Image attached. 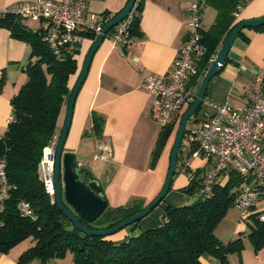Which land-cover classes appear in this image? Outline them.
I'll return each mask as SVG.
<instances>
[{
  "label": "crops",
  "instance_id": "1",
  "mask_svg": "<svg viewBox=\"0 0 264 264\" xmlns=\"http://www.w3.org/2000/svg\"><path fill=\"white\" fill-rule=\"evenodd\" d=\"M23 1L0 0V12L9 5ZM127 2L87 0L84 25L79 31H89L88 28L102 19L103 14L120 12ZM188 2L144 0L139 9V36L133 37L122 53L105 37L93 53L87 74L76 94L64 149L81 158L77 162L100 182L107 204L111 207L136 202L143 208L163 186L174 136L173 133L169 136L155 166L151 168V152L161 126L154 118V99L145 91L143 80L147 75L161 78L169 75L185 36ZM262 14L264 0H249L240 10L237 21L257 18ZM215 15L212 7H203L201 31H206L213 24ZM24 24L32 30L40 28L38 21H26ZM242 33L243 36L234 38L224 65L207 85L206 97L216 103L234 106L247 104L252 78L237 67L242 63L260 67L264 62V33L253 28H244ZM94 38L82 36L76 47L74 58L77 69L68 78L69 90L78 78ZM29 54L30 48L25 42L12 38L7 29L0 28V134L6 129L7 118L11 115L10 98L26 81L23 67L28 62ZM66 100L61 111L60 126ZM93 114L101 116L103 120L100 137L91 132ZM195 118H190L186 124L188 134L199 126ZM185 142L188 144L187 140ZM187 146L184 145L183 156L186 155ZM87 155H90V161L86 159ZM85 162L88 165L84 168ZM207 165V160L198 156L189 159L188 169L192 172L203 171ZM226 180L225 174L217 179L220 184ZM187 184V175L180 171L174 173L167 194L148 215L106 239L118 243L133 233L160 226L167 206H179L192 201L181 190ZM257 201L253 212H264V199L259 197ZM246 233L245 221L239 220L236 212H228L216 227L215 235L222 243L242 236L243 249L240 253L229 254L227 264H264V246L255 253ZM27 239L30 242L26 243L25 239L6 253L0 252V264H73L69 252L62 258H50L44 262L36 257L19 260L34 244V240ZM200 262L221 264L207 253L200 256Z\"/></svg>",
  "mask_w": 264,
  "mask_h": 264
},
{
  "label": "trees",
  "instance_id": "2",
  "mask_svg": "<svg viewBox=\"0 0 264 264\" xmlns=\"http://www.w3.org/2000/svg\"><path fill=\"white\" fill-rule=\"evenodd\" d=\"M143 1L139 0L138 9ZM203 1L215 10L216 15L213 24L206 31H201V43L206 47V53L197 63L199 76L205 73L209 66L208 58L215 53L224 36L236 24L234 12L238 7L242 9L249 0ZM117 13L103 14L102 21ZM139 19L137 17L131 22V39L139 36ZM0 28L7 29L12 38L25 42L30 48L28 62L23 67L26 81L10 98L13 121L0 134V160L5 162L6 176L12 186L9 196L1 204L0 252L6 253L21 241L31 238L34 240L33 246L19 260L36 257L44 262L50 258H62L69 252L73 264H201L200 256L207 253L217 258L221 264H227L229 254L240 253L243 249L241 235L222 243L215 235V229L232 207L244 179L230 169L223 173L227 175L224 184L216 180L210 197H200L198 192L204 170L192 172L188 168H182L184 159L188 158L193 149L191 146L183 156L182 142L175 173L180 171L188 174V184L181 190L192 199L190 203L167 206L160 226L140 231L118 243H113L106 237L83 234L74 228L45 193L38 164L42 148L60 127L61 111L70 92L68 78L77 69L74 58L77 50L65 49L56 57L42 41L39 29L32 30L10 13H0ZM253 29L264 33V24ZM112 30L113 28L110 31ZM79 33L81 36L94 37L90 31ZM237 36H243L242 30ZM177 121L175 117L161 127L151 152V168L155 166L167 139L177 128ZM102 124L101 116H91V132L97 137L102 134ZM187 133L188 130L183 139ZM259 197L264 199V183ZM20 200L30 204L35 214L34 220L19 213ZM141 208L136 202L119 207L107 205L95 221L87 222L79 218V222L91 229H107ZM261 213L252 212L245 220L246 237L255 253L264 246V221L259 220Z\"/></svg>",
  "mask_w": 264,
  "mask_h": 264
},
{
  "label": "built area",
  "instance_id": "3",
  "mask_svg": "<svg viewBox=\"0 0 264 264\" xmlns=\"http://www.w3.org/2000/svg\"><path fill=\"white\" fill-rule=\"evenodd\" d=\"M86 1L24 0L3 8L0 13L16 15L22 22L38 21L42 41L53 55L59 57L62 50H74L82 39L79 30L84 25ZM138 3L139 0H135L127 15L106 34L121 53L131 41L129 28L133 19L139 17ZM204 6L203 0H189L185 14V36L169 75L164 78L153 75L144 77V89L154 99V118L161 127L175 117L179 121L181 114L196 97L195 86L199 85L203 76L198 75L197 63L206 53V47L201 43ZM240 10L241 7H238L234 12L236 19ZM105 21L99 19L88 28L94 37ZM215 53L208 58V65ZM237 68L252 78L247 104L234 106L216 103L204 97L195 116L199 126L186 139L187 151L191 146L193 149L181 166L183 169L188 168L189 159L198 156L207 160L208 165L202 173L198 192L203 198L210 197L212 186L220 175L230 169L236 171L244 182L239 187L232 207L239 212V220L245 221L254 211L264 183V62L260 67L242 63ZM12 121L11 112L7 124ZM57 138L58 131L42 148L38 164L40 179L51 203H55L53 172ZM11 188L5 172V162L0 160V211L2 201L9 196ZM18 209L22 216L35 219L28 202L20 200ZM259 220L264 221V212L259 215Z\"/></svg>",
  "mask_w": 264,
  "mask_h": 264
},
{
  "label": "water",
  "instance_id": "4",
  "mask_svg": "<svg viewBox=\"0 0 264 264\" xmlns=\"http://www.w3.org/2000/svg\"><path fill=\"white\" fill-rule=\"evenodd\" d=\"M134 1L135 0H128L125 7L107 20L102 25L100 32L95 36L93 43L84 58L78 78L67 96L66 110L62 125L59 128L55 148L53 172V182L55 188L54 202L57 208L72 223L74 228L83 234L90 236L107 237L114 234L148 215L152 209H154L161 202L170 188L173 175L176 171L178 150L186 131V124L202 105L209 80L224 65L228 50L236 35L244 28H254L264 24V14L257 18L240 19L224 36L215 53L214 59L209 64L200 80L194 101L180 116L170 151L166 177L157 196L138 212L117 225L102 230L91 229L81 224L79 222V218L87 222L95 221L107 208V199L103 193L100 182L93 178L91 174L80 166L79 162L75 160V156L72 152H64V144L70 127L74 100L87 74L92 55L106 37V34L127 15Z\"/></svg>",
  "mask_w": 264,
  "mask_h": 264
},
{
  "label": "rangeland",
  "instance_id": "5",
  "mask_svg": "<svg viewBox=\"0 0 264 264\" xmlns=\"http://www.w3.org/2000/svg\"><path fill=\"white\" fill-rule=\"evenodd\" d=\"M30 23V22H29ZM198 89V86H195V89ZM60 128V127H59ZM59 128L57 129V131H58V133H59ZM175 130H176V128L174 129V132H173V136H175ZM187 135H188V133H187ZM186 135V136H187ZM185 136V138L183 139V141H182V143H183V145H188V144H186V142H185V140L187 139V137ZM183 148H184V146H183ZM86 156V155H85ZM81 158L77 155V156H75V160L77 161V160H80ZM86 159L88 160V161H90V155L88 156L87 155V157H86ZM88 164H86V162L85 163H83V167L84 166H87ZM82 167V166H81ZM85 168V167H84ZM258 202V201H257ZM228 212H230V214H232L233 212H236V214L238 215V219H239V212L238 211H236L233 207H230L229 209H228V211H227V213ZM226 213V214H227ZM226 216V215H225ZM230 216V215H229ZM225 218V217H224ZM223 220V219H222ZM133 235H135V233H133ZM26 243H28V242H30V239H26V241H25Z\"/></svg>",
  "mask_w": 264,
  "mask_h": 264
},
{
  "label": "flooded vegetation",
  "instance_id": "6",
  "mask_svg": "<svg viewBox=\"0 0 264 264\" xmlns=\"http://www.w3.org/2000/svg\"><path fill=\"white\" fill-rule=\"evenodd\" d=\"M64 152H67V150L64 149Z\"/></svg>",
  "mask_w": 264,
  "mask_h": 264
}]
</instances>
